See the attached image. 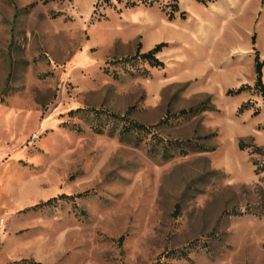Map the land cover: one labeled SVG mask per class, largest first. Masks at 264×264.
<instances>
[{"label":"rangeland","instance_id":"rangeland-1","mask_svg":"<svg viewBox=\"0 0 264 264\" xmlns=\"http://www.w3.org/2000/svg\"><path fill=\"white\" fill-rule=\"evenodd\" d=\"M126 1L0 0V264H264V0Z\"/></svg>","mask_w":264,"mask_h":264},{"label":"trees","instance_id":"trees-1","mask_svg":"<svg viewBox=\"0 0 264 264\" xmlns=\"http://www.w3.org/2000/svg\"><path fill=\"white\" fill-rule=\"evenodd\" d=\"M140 1L142 3H144L145 5L146 4L151 5L153 3V0H140ZM198 1L202 2L203 0H198ZM136 3L137 2H134L132 0V1H126L125 4L133 6ZM174 6L176 9H178V6L176 4ZM180 13H182V12H180ZM172 16H173L172 12H170L169 17L171 18ZM165 44L166 43L164 41H160L145 51H141L140 45H137L136 50L133 54L121 57L120 60H130V59H134V58H140V59L149 61L152 65H155V66L162 65V61L157 57L156 54L161 50V48ZM261 65H262V61L258 59L257 54L255 53L254 60H253V73H254V84L253 85L256 88V90L262 95V97H264V87H263V84L261 82ZM241 88H242V86L238 87L236 90H240ZM74 110L76 111L78 109H74ZM90 110L94 113L109 114V115H112V117L114 119L122 120L123 124L119 130L120 134H122V135L128 134L131 130L146 131V130H149L153 126V125H146V124H144L138 120L132 119L129 116L128 111L120 114V113H115V112H109V111L102 109V108H90ZM182 111H184V109ZM166 118H167V116L158 120L156 123H154V125L160 124ZM238 146H239V148H242V145L240 142H238ZM80 194H82V192H78L76 194L61 193L60 196L74 197V196L80 195ZM55 198H56V196L50 197V198L46 199L45 201H39V202L33 204L32 206L36 207V206L41 205V204L50 203ZM120 238H122V236H120ZM24 261H27V259H25ZM28 263L29 264H46V263H43L41 261L34 260V259H29Z\"/></svg>","mask_w":264,"mask_h":264},{"label":"built area","instance_id":"built-area-1","mask_svg":"<svg viewBox=\"0 0 264 264\" xmlns=\"http://www.w3.org/2000/svg\"><path fill=\"white\" fill-rule=\"evenodd\" d=\"M2 223H3V221H2V220H0V227H1Z\"/></svg>","mask_w":264,"mask_h":264}]
</instances>
